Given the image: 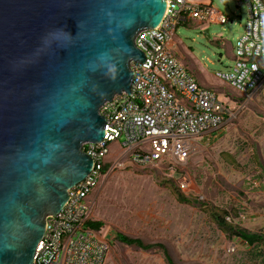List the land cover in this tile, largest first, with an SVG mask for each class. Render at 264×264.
Instances as JSON below:
<instances>
[{
	"label": "water",
	"instance_id": "1",
	"mask_svg": "<svg viewBox=\"0 0 264 264\" xmlns=\"http://www.w3.org/2000/svg\"><path fill=\"white\" fill-rule=\"evenodd\" d=\"M166 0H0V264H33L49 215L85 180L101 107L132 93L137 35ZM208 32V30H206Z\"/></svg>",
	"mask_w": 264,
	"mask_h": 264
},
{
	"label": "rangeland",
	"instance_id": "2",
	"mask_svg": "<svg viewBox=\"0 0 264 264\" xmlns=\"http://www.w3.org/2000/svg\"><path fill=\"white\" fill-rule=\"evenodd\" d=\"M191 1L211 5L229 20L179 24L174 35L177 57L219 93L233 116L224 127L197 140L176 173L165 162L143 166L120 158L123 163L104 175L92 196L93 218L103 221L112 241L105 264H168L160 251L114 240L116 232L165 243L178 264H264L261 249L229 237L211 215L212 208L222 214L229 211L228 220L234 224L264 231V84L241 101L216 76L235 63L248 5L244 0ZM122 141L111 143L112 160L121 155ZM173 184L198 201H179Z\"/></svg>",
	"mask_w": 264,
	"mask_h": 264
},
{
	"label": "built area",
	"instance_id": "3",
	"mask_svg": "<svg viewBox=\"0 0 264 264\" xmlns=\"http://www.w3.org/2000/svg\"><path fill=\"white\" fill-rule=\"evenodd\" d=\"M166 1L167 11L160 25L136 37L146 60L132 62V93L117 94L101 107L106 120L105 138L98 144L84 145L94 159V168L70 190L65 207L47 217L33 264H105L111 249L109 234L105 228L96 230L87 223L95 209L92 194L113 155L111 142L123 139L124 149L109 171L123 163L120 158H126L143 166L165 162L176 173V167L195 150L197 140L218 131L232 118L233 109L220 101L217 92L200 85L179 60L174 41L179 24L193 20L226 23L229 17L222 12L216 14L211 5ZM244 1L249 16L236 41L235 63L217 71L216 76L250 96L264 84V0ZM244 1L239 0L240 4Z\"/></svg>",
	"mask_w": 264,
	"mask_h": 264
},
{
	"label": "trees",
	"instance_id": "4",
	"mask_svg": "<svg viewBox=\"0 0 264 264\" xmlns=\"http://www.w3.org/2000/svg\"><path fill=\"white\" fill-rule=\"evenodd\" d=\"M200 23H203V22H200ZM234 59H236V53L234 54ZM182 63L186 67V69L189 71V73L198 81V83L200 85L207 87V88H210V89L214 90L215 92H217L212 87H208V86L204 85L202 82H200V79L198 77H196L193 70L190 69L191 70L190 71L188 69V67L184 64V62H182ZM235 91L238 93V95H240L238 98L241 101H243L245 99V97L248 96L247 94H241L237 90H235ZM111 143H110V146H111ZM109 159H110V161L109 162L107 161L105 166H104L103 176L105 174H107V172L110 169V164H112V162L115 160V159L112 160L111 157H109ZM172 181L175 182L174 180H172ZM173 187L176 191H178L177 196H178L179 201L184 202V203H195L196 201H198L197 199H193V198L190 199L188 196H186L185 194L180 192L179 188L175 184H173ZM211 215H212L214 221L219 226V228H221L225 233H227L229 237L239 238V239L243 240L244 242H246L249 246L258 247V249H261L260 251H261L262 259L264 261V231H251L245 227L234 224L233 222L228 220L229 215H230L229 211H224V213L222 214V213L216 211L214 208H212ZM87 224H88V226H90L96 230H100V229L104 228L103 221L94 220V218H91ZM113 239L116 241H119L125 245L134 246V247H137V248L145 250V251H160L163 254V256H164V258L168 264H178V263H176L173 256L171 255L168 246L163 242H148V241H145L144 239H142L140 237L130 236V235H127L123 232H116ZM110 246L112 247V241L111 240H110Z\"/></svg>",
	"mask_w": 264,
	"mask_h": 264
},
{
	"label": "crops",
	"instance_id": "5",
	"mask_svg": "<svg viewBox=\"0 0 264 264\" xmlns=\"http://www.w3.org/2000/svg\"><path fill=\"white\" fill-rule=\"evenodd\" d=\"M215 9V8H214ZM215 11H216V14L218 13V12H221V11H219V10H217V9H215ZM212 21H215V20H212Z\"/></svg>",
	"mask_w": 264,
	"mask_h": 264
}]
</instances>
